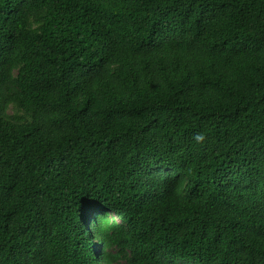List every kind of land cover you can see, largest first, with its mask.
<instances>
[{
    "label": "trees",
    "instance_id": "1",
    "mask_svg": "<svg viewBox=\"0 0 264 264\" xmlns=\"http://www.w3.org/2000/svg\"><path fill=\"white\" fill-rule=\"evenodd\" d=\"M0 264H264V0H0Z\"/></svg>",
    "mask_w": 264,
    "mask_h": 264
},
{
    "label": "clouds",
    "instance_id": "2",
    "mask_svg": "<svg viewBox=\"0 0 264 264\" xmlns=\"http://www.w3.org/2000/svg\"><path fill=\"white\" fill-rule=\"evenodd\" d=\"M194 139L198 142V143H203L206 139V136L204 133H197L194 137Z\"/></svg>",
    "mask_w": 264,
    "mask_h": 264
}]
</instances>
